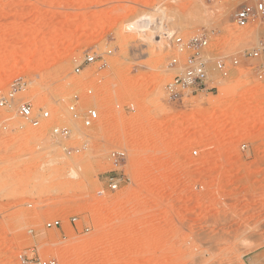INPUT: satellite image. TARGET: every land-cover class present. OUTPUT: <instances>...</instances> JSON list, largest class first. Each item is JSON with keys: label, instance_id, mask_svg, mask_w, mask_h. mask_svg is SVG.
Listing matches in <instances>:
<instances>
[{"label": "rangeland", "instance_id": "obj_1", "mask_svg": "<svg viewBox=\"0 0 264 264\" xmlns=\"http://www.w3.org/2000/svg\"><path fill=\"white\" fill-rule=\"evenodd\" d=\"M232 11L230 0H0V97L15 89L0 106V264H264V80L241 63L212 93L172 101L164 89L173 35L213 30L223 55L255 46L259 27L233 26ZM74 95L97 108L91 127L71 118ZM22 101L49 118L30 126ZM113 149L126 153L115 190Z\"/></svg>", "mask_w": 264, "mask_h": 264}, {"label": "built area", "instance_id": "obj_2", "mask_svg": "<svg viewBox=\"0 0 264 264\" xmlns=\"http://www.w3.org/2000/svg\"><path fill=\"white\" fill-rule=\"evenodd\" d=\"M233 5L231 24L235 27H247L257 25L259 27L258 39L254 47L243 49L236 55H223L215 53L211 49V39L215 37V31L207 30L194 34L188 38L179 37L178 34L171 37L170 48L174 53L167 63L173 71L172 77L165 83L164 89L168 98L172 101L183 99L185 96L199 92H214L218 84L226 79L231 68L247 63L251 72L260 80H264V0H230ZM110 51H108L109 53ZM100 57L98 53H87L84 57L85 64L94 63ZM75 73L80 72V65L75 66ZM15 89H11L7 95L0 97V106H5L14 97ZM91 92L88 90V93ZM70 116L74 120H80L85 128L91 127L98 119V110L93 105H82L79 97L73 96V100L67 106ZM15 111L27 124L39 127L41 122L48 119L50 113L40 107L35 109L30 101H22L16 104ZM50 133L52 136L67 138L71 129L67 125H54ZM244 147V145H243ZM67 153L77 152L78 148L63 146ZM196 153V150L193 151ZM108 158L113 166L111 169L108 186L115 190L123 181L124 174L121 171L126 153L122 149H113ZM69 222L74 223L76 216L70 215ZM47 228L60 227L58 218L45 222ZM31 231V230H30ZM20 264H59L55 257L25 256L19 254Z\"/></svg>", "mask_w": 264, "mask_h": 264}, {"label": "bare ground", "instance_id": "obj_3", "mask_svg": "<svg viewBox=\"0 0 264 264\" xmlns=\"http://www.w3.org/2000/svg\"><path fill=\"white\" fill-rule=\"evenodd\" d=\"M143 14H144V13H143ZM144 15H145V14H144ZM144 15H143V16H144ZM148 15H149V14H148ZM143 16H142V17H143ZM149 16H150V15H149ZM154 17H155V16H154ZM161 18H162V17H161ZM161 18H160V19H161ZM144 19H145V18H144ZM149 19H150V18H149ZM153 19H154V18H153ZM162 19H163V18H162ZM146 20H148V19H146ZM135 21H136V20H135ZM135 21H134V24H135ZM138 21H140V19H138V20L136 21V24H137ZM153 21H154V20H153ZM146 22H147V21H146ZM150 23H151V22H150ZM136 24H135V25H136ZM138 25H139V24H138ZM138 25H136V26H138ZM138 27H139V26H138ZM160 27H161V26H160ZM144 28H146V26H145ZM160 29H161V28H160ZM153 30H154V29H153ZM159 32H160V31H159ZM160 34H161V33H160ZM116 104H117V103H116ZM113 106H114V105H113Z\"/></svg>", "mask_w": 264, "mask_h": 264}]
</instances>
